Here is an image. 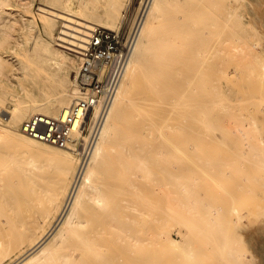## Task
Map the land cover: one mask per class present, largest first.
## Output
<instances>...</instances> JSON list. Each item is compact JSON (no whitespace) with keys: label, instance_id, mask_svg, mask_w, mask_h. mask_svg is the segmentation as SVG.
<instances>
[{"label":"bare ground","instance_id":"bare-ground-1","mask_svg":"<svg viewBox=\"0 0 264 264\" xmlns=\"http://www.w3.org/2000/svg\"><path fill=\"white\" fill-rule=\"evenodd\" d=\"M126 2L81 0L78 9L69 11L48 5L51 16L44 17V25L50 31L56 27L57 18L69 22L63 26L72 31L61 30L65 36L58 37L61 46L69 47L65 43L75 44L70 37L86 40L82 35H87L97 22L110 28L117 26ZM237 2L226 6L218 0L153 1L99 138L83 165L80 160L74 164L68 151L52 149L48 142L28 136L22 124L17 131L0 126V154L13 159L18 167L14 184L0 190V261L29 243L10 264H148L146 258L151 255L146 249L147 229L140 220L147 211L145 202L150 204L144 190L166 184L188 189L194 181V158L198 162L201 155L211 156L212 149L219 155L229 147L223 158L213 157V153L212 159H201L202 164L206 163L204 168L221 167L224 173L237 171L240 176V158L232 153L234 147L230 148L226 140L230 135L233 141L236 137L241 138V143L248 141L249 153L256 154V161L264 167V139H258L259 134L249 129L258 119L253 120V115L254 123L248 124L252 121L243 114V105L240 108L244 104L245 112L249 110L246 98L240 95L242 101L239 97L236 100L241 103L229 102L240 104V113L231 105L234 113L220 112H226L224 108L231 100L224 85L228 83L225 78L231 76L229 66L237 62L241 66L240 57L244 59V54L249 53L246 46L251 54V46L255 45L247 41L248 32L244 31L245 22L238 11L241 5L237 6ZM244 41L249 45L245 46ZM37 46L36 54L47 63L59 55L58 51L48 54ZM2 57L0 75H6L7 59ZM251 58L245 62L244 71L264 79V56L254 50ZM65 89V82L59 80L53 87L44 88V98L18 102L11 110L13 123L20 124L38 112L62 114L72 101L65 97ZM74 90L73 97L77 93ZM246 126L248 131H244ZM250 135L257 136L255 142L251 143ZM216 140L219 143L213 142ZM190 195L185 194L187 199ZM213 216L210 219L214 223ZM157 233L162 236L161 230ZM168 239L191 264L194 252L186 248L187 233L180 232L179 240L171 236ZM223 244L226 245H220ZM235 249L221 253L229 264L242 263Z\"/></svg>","mask_w":264,"mask_h":264},{"label":"rangeland","instance_id":"rangeland-1","mask_svg":"<svg viewBox=\"0 0 264 264\" xmlns=\"http://www.w3.org/2000/svg\"><path fill=\"white\" fill-rule=\"evenodd\" d=\"M80 1L81 0H0V55L3 56L2 58L4 60L7 59L4 68L6 75H0L1 127L12 131L21 130L22 122L32 114L25 117L20 124H15L11 119L12 108L20 101L30 103L33 98H44V88L47 86L53 87L59 80H63L66 84L65 97H71L72 100L75 97V94L73 97L72 92H74V88H76L75 75L79 66V59L73 54V51L69 49V47L71 48L72 45H77L81 40L70 37L74 40L75 44L64 42L69 47L61 46L60 43H62V41L58 38L64 35L61 33V30H69V28L63 26L66 20L57 18L56 27L49 31L44 25V17L51 16L50 7L48 5H54L61 10L69 11V9H78ZM128 1L129 0H127L126 4ZM218 1L221 2V5L224 3L226 6L235 4V2L238 1L237 6L241 5L238 11L240 15L242 14L245 22L243 24L244 31L246 30L245 32H248H244L248 35L247 41L255 44L251 46L252 48L254 47L253 51H259L264 56V0ZM239 2L242 4H239ZM126 4L122 8V12ZM71 16L77 20H82L74 15ZM121 18L122 14L119 22ZM66 23L69 22L66 21ZM96 24L100 25L98 22ZM69 31L72 30L70 29ZM82 36L86 37V35ZM244 44L245 46L246 44L249 45L245 41ZM36 46L46 51L48 54L52 51H58L59 55L49 60L47 63L43 56L36 54ZM246 49L249 53L247 55L244 54V59L242 56L240 57V62L243 65L241 64V66H238L237 64H239V62H237V64L233 63V65L231 64L232 66H229L232 78L231 76H229V78L226 77L225 82L228 83L227 85L224 83V85L226 93L229 98H231V100L228 98L230 100H228V103L232 100L237 102L238 99L236 100V98L243 95L248 101L245 100V102L249 104V107L246 104V108L248 107L249 110L245 112L246 109H244V104H239L241 107L235 104V106H237L235 107L234 104L232 105L231 103L236 102L232 101L229 103L228 108L227 106L224 108L227 109L225 110L226 112H224V110L220 112L227 115L237 108L236 113H240L242 109L238 111V107H244L242 111L244 112L243 114H247L246 118L248 119L250 117L249 119L252 121L248 124L251 125L254 123L253 120L255 118L258 119L256 120L257 122L255 121L256 125L255 123L252 124L253 127L249 125V129L252 128L256 135L259 134L257 135L258 139L259 137L264 139V79L257 78L255 73L249 74L244 71L245 62H250L249 58L252 59L251 55L253 53L251 50L250 54L249 47L246 46ZM37 58L39 60H37ZM234 64L239 67L237 68L235 66L238 69V73L237 69L234 68ZM231 69H235L236 71ZM232 74H235V76L233 77ZM231 90L233 91V95ZM228 92L231 95H229ZM236 93L239 95L236 96ZM243 96L241 98L244 100L245 98H243ZM241 98L240 100L242 101ZM240 100H238L237 104L239 102L241 103ZM230 105L233 110L230 108ZM250 112L253 113L251 114ZM253 115L254 118L252 120L251 116ZM249 129L246 126L244 131H248ZM252 136L253 135H250L249 139H252L251 143H253V141L255 142L257 139V136L255 137L254 135L256 139L253 140L254 137L252 138ZM232 139L234 138L230 135L226 140H229L228 143L230 148L234 147V152L232 151V153H235V155L237 154V159L240 158V167L244 169L240 171L242 173L239 172V175L241 174L240 176H238L237 171L230 174L229 172L224 173L225 170L223 172L221 167L220 170L222 172L218 168H214V170H212L213 168L210 169V167L204 168L206 163L202 164L201 159L203 160L206 157L205 154L204 156L201 155V158H199L200 156L198 157V162L197 158L193 157L196 160L192 159L197 163V170L195 169L194 174L192 173L193 177L191 180L194 178V181H192L193 184H191L192 182L189 184L188 189L183 186L180 189V186L166 184L158 187L154 186L153 188H151V186L144 190L145 196L148 197L147 201L150 200V204L145 202L147 204V211L145 210L146 212L142 215L140 220H143L145 225L144 228L145 230L147 229V234L145 233V236H147L146 239L148 238L146 249L148 248L147 251L149 255H151L150 258L148 256L149 259L146 258L148 264H189L185 257H181L183 256L182 250H175L172 248L168 239V237L171 236L179 240L180 232L187 233L188 241L186 242V248L194 252L190 257L191 260L189 259L193 262L188 260L191 264H229L223 259L221 253L223 252V255L228 249L232 250L234 248H236L235 252H237L242 259L241 264H264V167H262L261 164L260 166L256 161L258 159L256 154L249 153V150L246 148L249 146L248 141H242L241 143V138L239 139L236 137L239 141L236 139L233 141ZM231 140L233 142H231ZM218 141L216 140L213 142L215 143ZM213 142L212 144H214ZM246 142H248V144ZM47 145H50L48 147L52 149H64L71 153L74 157V164H77L80 160V155L77 153L76 149L71 150L51 143ZM222 146L223 148L225 147L224 145ZM238 148L240 149L238 150ZM225 149L227 148H224V150L219 153L220 158L221 156L222 158L227 156L226 151L229 150V147L226 151ZM215 150L216 149H212L211 152H209V154L212 152L214 153V155L213 153L211 156L208 155L210 158L212 155L213 157L217 156L219 158V155L215 154ZM244 151L247 153H244ZM247 154L251 158H249ZM208 156L205 159H208ZM183 160L188 161L189 159L186 160L185 158ZM0 171V190L5 191L10 188V185L14 184L18 167L13 159L4 158V156L0 154ZM183 189L187 190L184 191ZM189 193L193 195L189 197V199L192 198V200L187 199ZM185 194L187 196H185ZM196 194L200 196L199 199ZM204 200L206 201L204 202ZM215 208L217 212L214 210ZM210 215H214L215 221H218H214V223L211 222L212 220L210 218L212 217H210ZM158 229L162 231L161 237L159 236L160 234L157 233ZM218 230L219 237L215 233ZM221 232H223L225 236ZM225 237H229L230 239H225ZM224 242L226 245L223 244V247V245L220 244ZM228 244L231 246H229L230 248H228ZM28 245L29 243H25L20 248L5 255L0 261V264H10L24 252Z\"/></svg>","mask_w":264,"mask_h":264},{"label":"built area","instance_id":"built-area-1","mask_svg":"<svg viewBox=\"0 0 264 264\" xmlns=\"http://www.w3.org/2000/svg\"><path fill=\"white\" fill-rule=\"evenodd\" d=\"M154 0H129L119 25H94L86 40L72 45L79 59L77 93L57 116L34 113L22 123L28 136L60 147H75L83 165L96 144L115 100ZM74 46V47H73Z\"/></svg>","mask_w":264,"mask_h":264}]
</instances>
